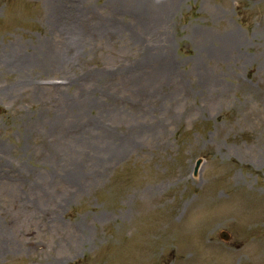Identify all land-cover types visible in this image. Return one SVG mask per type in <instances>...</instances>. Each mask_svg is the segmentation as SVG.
I'll list each match as a JSON object with an SVG mask.
<instances>
[{"label": "rangeland", "instance_id": "374dc122", "mask_svg": "<svg viewBox=\"0 0 264 264\" xmlns=\"http://www.w3.org/2000/svg\"><path fill=\"white\" fill-rule=\"evenodd\" d=\"M0 264H264V0H0Z\"/></svg>", "mask_w": 264, "mask_h": 264}, {"label": "water", "instance_id": "95a60500", "mask_svg": "<svg viewBox=\"0 0 264 264\" xmlns=\"http://www.w3.org/2000/svg\"><path fill=\"white\" fill-rule=\"evenodd\" d=\"M199 163V162H198ZM196 169H197V167H196ZM222 237H224V238H226V239H228L229 238V234H227L226 232H222Z\"/></svg>", "mask_w": 264, "mask_h": 264}]
</instances>
